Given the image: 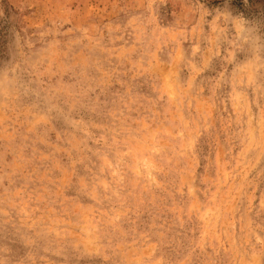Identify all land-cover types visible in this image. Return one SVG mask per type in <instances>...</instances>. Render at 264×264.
<instances>
[{"label":"rangeland","instance_id":"374dc122","mask_svg":"<svg viewBox=\"0 0 264 264\" xmlns=\"http://www.w3.org/2000/svg\"><path fill=\"white\" fill-rule=\"evenodd\" d=\"M0 264H264V0H0Z\"/></svg>","mask_w":264,"mask_h":264},{"label":"trees","instance_id":"16d2710c","mask_svg":"<svg viewBox=\"0 0 264 264\" xmlns=\"http://www.w3.org/2000/svg\"><path fill=\"white\" fill-rule=\"evenodd\" d=\"M237 1H239V0H237ZM251 1H253V0H251ZM239 3L243 4V2H241V1Z\"/></svg>","mask_w":264,"mask_h":264}]
</instances>
